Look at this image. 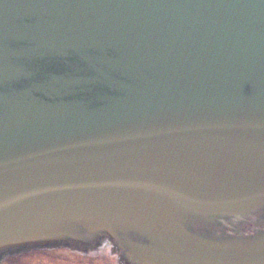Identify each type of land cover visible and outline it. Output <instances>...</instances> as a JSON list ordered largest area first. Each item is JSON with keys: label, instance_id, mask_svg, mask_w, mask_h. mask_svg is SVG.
<instances>
[{"label": "water", "instance_id": "1", "mask_svg": "<svg viewBox=\"0 0 264 264\" xmlns=\"http://www.w3.org/2000/svg\"><path fill=\"white\" fill-rule=\"evenodd\" d=\"M264 264V0H0V264Z\"/></svg>", "mask_w": 264, "mask_h": 264}, {"label": "flooded vegetation", "instance_id": "2", "mask_svg": "<svg viewBox=\"0 0 264 264\" xmlns=\"http://www.w3.org/2000/svg\"><path fill=\"white\" fill-rule=\"evenodd\" d=\"M11 264H100L97 260L84 262L81 259L71 260L58 252L34 251L14 258Z\"/></svg>", "mask_w": 264, "mask_h": 264}]
</instances>
